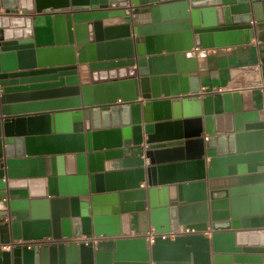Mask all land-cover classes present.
<instances>
[{
  "label": "water",
  "instance_id": "water-1",
  "mask_svg": "<svg viewBox=\"0 0 264 264\" xmlns=\"http://www.w3.org/2000/svg\"><path fill=\"white\" fill-rule=\"evenodd\" d=\"M0 9V264H168L158 246L183 254L201 238L132 235L130 214L145 210L156 233L194 228L217 240L264 228V180L232 184L264 175V114L244 112L240 91L223 93L216 113L192 53L249 43L250 0H0ZM169 10L179 16L163 22ZM145 12L152 23H103ZM86 63L91 81L81 84ZM144 144L147 164L106 170ZM204 264H264V253L231 247Z\"/></svg>",
  "mask_w": 264,
  "mask_h": 264
},
{
  "label": "crops",
  "instance_id": "crops-1",
  "mask_svg": "<svg viewBox=\"0 0 264 264\" xmlns=\"http://www.w3.org/2000/svg\"><path fill=\"white\" fill-rule=\"evenodd\" d=\"M166 2H169V0H163V3ZM250 5L252 23L254 25V36L249 43L205 50L195 47L192 50L193 56L196 58L197 71L200 75V81L202 84L200 93L211 92L214 94L216 113L224 112L223 93L240 91L241 104L244 112L264 114V0H250ZM63 11L69 12L70 10L63 9ZM86 11L92 10L89 9ZM0 14L5 15V10L0 9ZM11 15H22V13L20 12ZM176 16H179V14L169 10L163 12L161 18L163 22H166L173 20ZM152 22L153 17L150 12L132 14L124 17H111L104 19L103 21L104 26L131 23L133 27L140 24H150ZM132 36L135 37V34H132ZM79 80L81 84L90 83L91 76L88 63L79 65ZM162 98L165 99L166 97L163 96ZM138 100L144 101L145 99L140 96ZM232 103H235L234 99H231V104ZM44 110L45 108L35 111L37 113L56 111L50 110L49 108H46L45 111ZM0 117H4V115L0 114ZM234 123L235 119L232 117L229 124L234 127ZM144 163H148V159L146 158V145H130L124 147V156L122 158L107 160L105 162V168L107 171L121 170L141 166ZM238 177L239 179L232 184L255 183L264 180V175L258 173L240 175ZM216 185L221 187L227 185V183L226 180L221 178ZM174 186L175 185L170 186V199L176 197L177 190ZM141 187H147V184L143 183L141 184ZM130 227L132 235H147V233L153 229L149 212L147 210L132 212L130 214ZM233 232L234 237H232V239H225L227 235H230ZM217 233V247L214 245L216 240L213 239V233H206V235H201V238L195 239L196 242L193 243V249L190 250V252H192L190 257H184L182 253H180L181 256L173 254L171 256H174V258L170 259L175 260L179 264L187 262H189V264H204L207 258L210 260L213 258L216 251L227 252L231 247L264 253V228H250L242 231L222 230ZM93 240V238H84V241L87 242ZM100 240L102 241L101 246L103 248H115V237H100L98 238V241ZM189 245L191 246V244ZM7 248L8 246H2V249ZM155 248L156 247H154V249ZM177 250L179 251L180 249ZM154 253L158 256L165 257V255L169 254V251L166 253L164 247L159 248L158 246V248L154 250Z\"/></svg>",
  "mask_w": 264,
  "mask_h": 264
},
{
  "label": "built area",
  "instance_id": "built-area-1",
  "mask_svg": "<svg viewBox=\"0 0 264 264\" xmlns=\"http://www.w3.org/2000/svg\"><path fill=\"white\" fill-rule=\"evenodd\" d=\"M197 232L199 231L195 230L194 228H187V229L180 228L177 232H163V233H156L153 229H151L147 233V235L149 237L151 244H153L157 240H163V241L164 240H176V239L188 236V235H192ZM48 241H53V239H50Z\"/></svg>",
  "mask_w": 264,
  "mask_h": 264
},
{
  "label": "rangeland",
  "instance_id": "rangeland-1",
  "mask_svg": "<svg viewBox=\"0 0 264 264\" xmlns=\"http://www.w3.org/2000/svg\"><path fill=\"white\" fill-rule=\"evenodd\" d=\"M206 233H210L211 234V232H197V233H194V234H192V235H206ZM209 234V235H210ZM232 237H234V235H228L225 239H232ZM218 239V238H217ZM216 243V244H215ZM214 245L217 247V245H218V240H216V242H214ZM191 248L193 249V245H191ZM178 252H180V251H178ZM176 253V251L175 250H173V251H171V252H169V254H167V255H165V257H167V258H170V257H174V256H171V255H175V253L176 254H178V255H180L181 256V254L180 253ZM166 253H167V251H166ZM184 257H190L191 255H192V252H190V251H186L185 253H183L182 254ZM166 262H168V264H171V261H166ZM176 262V261H175ZM176 263H178V262H176ZM163 264V263H162Z\"/></svg>",
  "mask_w": 264,
  "mask_h": 264
}]
</instances>
